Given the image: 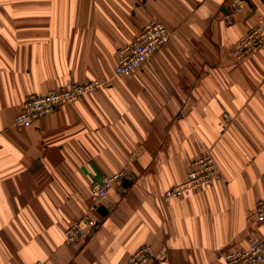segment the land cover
I'll return each mask as SVG.
<instances>
[{
    "label": "crops",
    "instance_id": "1",
    "mask_svg": "<svg viewBox=\"0 0 264 264\" xmlns=\"http://www.w3.org/2000/svg\"><path fill=\"white\" fill-rule=\"evenodd\" d=\"M171 33L148 63L113 76L117 50L149 20ZM264 0H0V264H225L246 246L264 196ZM102 83L27 127L28 95ZM210 151L221 177L188 197L163 192ZM123 172L73 243L63 231L90 206V186ZM264 264V263H262Z\"/></svg>",
    "mask_w": 264,
    "mask_h": 264
},
{
    "label": "built area",
    "instance_id": "2",
    "mask_svg": "<svg viewBox=\"0 0 264 264\" xmlns=\"http://www.w3.org/2000/svg\"><path fill=\"white\" fill-rule=\"evenodd\" d=\"M170 31L159 21L149 20L140 32L116 52V65L113 76L129 75L141 65L148 63L151 56L170 39ZM264 49V32L262 26L252 27L232 49L235 58L241 59L252 53ZM102 83L92 81L76 83L72 81L57 89H51L42 95H28L22 107L13 119V126L27 127L32 122L55 110L58 106L76 101L80 96L97 89ZM123 172L102 175L95 179L90 186V206L79 218L72 221L63 231L65 243L76 241L83 229H94L97 221L92 214L96 213L106 199L109 190L123 177ZM221 177L220 170L210 151L193 160L184 180L167 188L163 192V199L169 201L188 197L193 192L208 187L214 180ZM247 225L257 228L264 223V196L247 216ZM152 251L145 245L136 249L123 264H145L149 261ZM225 264H262L264 263V237L250 232L246 239V246L227 251L223 255ZM33 264H45L42 261Z\"/></svg>",
    "mask_w": 264,
    "mask_h": 264
},
{
    "label": "water",
    "instance_id": "3",
    "mask_svg": "<svg viewBox=\"0 0 264 264\" xmlns=\"http://www.w3.org/2000/svg\"><path fill=\"white\" fill-rule=\"evenodd\" d=\"M97 211H98L100 214H104V213H105V208H104V206H102V205L98 206Z\"/></svg>",
    "mask_w": 264,
    "mask_h": 264
}]
</instances>
